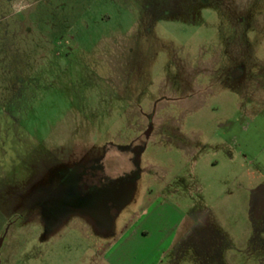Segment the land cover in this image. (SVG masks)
Wrapping results in <instances>:
<instances>
[{"label":"rangeland","instance_id":"374dc122","mask_svg":"<svg viewBox=\"0 0 264 264\" xmlns=\"http://www.w3.org/2000/svg\"><path fill=\"white\" fill-rule=\"evenodd\" d=\"M0 264H264V0H0Z\"/></svg>","mask_w":264,"mask_h":264},{"label":"flooded vegetation","instance_id":"af4514ba","mask_svg":"<svg viewBox=\"0 0 264 264\" xmlns=\"http://www.w3.org/2000/svg\"><path fill=\"white\" fill-rule=\"evenodd\" d=\"M148 128H150V129H151V126H150V125H148L147 129H148Z\"/></svg>","mask_w":264,"mask_h":264}]
</instances>
